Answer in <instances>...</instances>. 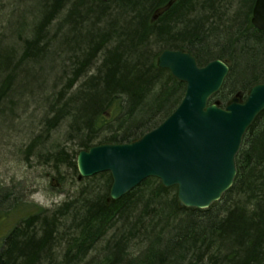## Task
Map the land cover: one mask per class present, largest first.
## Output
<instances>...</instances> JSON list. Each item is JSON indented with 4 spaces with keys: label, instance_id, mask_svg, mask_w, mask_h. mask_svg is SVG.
<instances>
[{
    "label": "trees",
    "instance_id": "16d2710c",
    "mask_svg": "<svg viewBox=\"0 0 264 264\" xmlns=\"http://www.w3.org/2000/svg\"><path fill=\"white\" fill-rule=\"evenodd\" d=\"M255 2L0 0L2 116L12 117L13 95H36L30 85L40 73L29 68L52 44L73 54L66 87L46 97V126L26 153L36 154L46 129L65 122V143L44 160L76 184L73 198L50 214L31 213L9 230L0 264H264V112L243 139L233 186L209 208L180 207L177 187L156 177L113 200L111 174L78 180L76 163L80 150L137 139L180 103L185 84L156 64L164 49L189 50L201 65L223 59L243 88L264 82Z\"/></svg>",
    "mask_w": 264,
    "mask_h": 264
},
{
    "label": "water",
    "instance_id": "95a60500",
    "mask_svg": "<svg viewBox=\"0 0 264 264\" xmlns=\"http://www.w3.org/2000/svg\"><path fill=\"white\" fill-rule=\"evenodd\" d=\"M252 23L264 30V0H256ZM158 64L186 85L185 94L159 125L126 143L103 142L77 154L79 177L110 172V197L117 200L149 177L177 187L180 207L205 209L220 200L237 175L236 156L243 138L264 111V82L244 101L211 102L230 72L216 58L205 65L184 48L164 49Z\"/></svg>",
    "mask_w": 264,
    "mask_h": 264
},
{
    "label": "rangeland",
    "instance_id": "374dc122",
    "mask_svg": "<svg viewBox=\"0 0 264 264\" xmlns=\"http://www.w3.org/2000/svg\"><path fill=\"white\" fill-rule=\"evenodd\" d=\"M200 14L203 15L202 12ZM58 21H62V18ZM56 30L59 31L58 28ZM61 32L62 30L60 34ZM2 46H6L5 43ZM58 47L59 44H52V51L49 50L47 54L40 56L39 62L34 61L29 68L37 74L40 73L33 81L35 83L32 82L30 85V89L36 90L34 93L36 95L32 94L31 97L22 95L23 97L19 98L13 95L12 102L7 108L12 110L11 114L7 111V115L12 117L0 114V197L14 198L3 203L8 206L0 209V245L9 230L20 223L21 219L39 211L37 205L52 212L57 206L73 198L75 193L76 186L73 185L70 172L65 170V179L61 181L44 160L48 149L52 150L56 144L63 146L65 143V133L67 134L65 122L53 128L52 131L50 128L46 129V131L49 130L48 140L39 148L45 147L40 152L38 149L36 154L26 153L29 144L46 126V120L43 118L47 110L46 97L51 95L55 99L58 91L64 89L68 82L62 75L72 63L73 54L57 52ZM212 50L215 51L216 48ZM17 78L20 79L21 76L18 75ZM75 88L77 85H74L67 95L71 94ZM248 91V87L243 88L242 85L235 83L229 73L223 88L213 101L227 104L237 93L245 98ZM46 131L42 134L43 136ZM11 204L16 206L12 208Z\"/></svg>",
    "mask_w": 264,
    "mask_h": 264
},
{
    "label": "bare ground",
    "instance_id": "6f19581e",
    "mask_svg": "<svg viewBox=\"0 0 264 264\" xmlns=\"http://www.w3.org/2000/svg\"><path fill=\"white\" fill-rule=\"evenodd\" d=\"M251 21H252V18H251ZM2 31V29L0 30V32ZM6 43H8V41L6 42ZM7 46V45H6ZM7 48V47H6ZM157 66L159 67V68H162V67H160L159 66V64H158V57H157ZM76 163H77V161H76ZM237 164V163H236ZM66 170V169H65ZM77 179L78 180H80L81 178L79 177V175H77ZM74 185V184H73ZM75 186H76V184H75ZM76 190V189H75ZM75 192V191H74ZM1 198V200H0V209H2V207H7L6 205H3V203H6V202H8L10 199L12 200V199H14V198H7V197H0ZM11 206H13L12 204L10 205V207ZM37 207L39 208V211L41 212V213H45V212H47V214L49 213H51L49 210H47V209H45V208H43V207H41V206H39V205H37ZM58 207V206H57ZM56 207V208H57ZM39 211H37V212H39Z\"/></svg>",
    "mask_w": 264,
    "mask_h": 264
}]
</instances>
